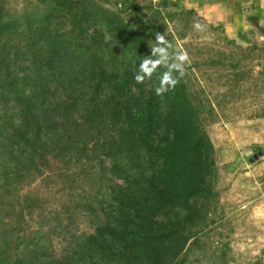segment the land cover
Wrapping results in <instances>:
<instances>
[{
	"label": "trees",
	"instance_id": "trees-1",
	"mask_svg": "<svg viewBox=\"0 0 264 264\" xmlns=\"http://www.w3.org/2000/svg\"><path fill=\"white\" fill-rule=\"evenodd\" d=\"M24 2L0 0V214L26 185L51 179L63 191L81 186L75 207L92 230L75 235V255L44 261L37 250L9 253L0 231V264H167L180 237L162 218L211 192L214 146L190 87L200 62L157 96L163 68L144 84L133 77L162 25L125 20L100 0ZM87 18L104 32L90 34ZM224 42L232 57L263 50ZM107 170L122 183L104 188Z\"/></svg>",
	"mask_w": 264,
	"mask_h": 264
},
{
	"label": "rangeland",
	"instance_id": "rangeland-1",
	"mask_svg": "<svg viewBox=\"0 0 264 264\" xmlns=\"http://www.w3.org/2000/svg\"><path fill=\"white\" fill-rule=\"evenodd\" d=\"M100 1L121 11L125 20L153 21L162 25L157 27L163 33L168 28L167 38L187 50L191 61L200 62L190 87L194 100L200 97L202 101L196 105L200 104L202 125L214 146L211 192L191 198L192 210L177 207L162 218L180 237L167 264H264V15L258 14L250 25L232 19L240 9L255 6L252 0ZM73 11L83 13L80 6ZM197 20L206 31L193 29ZM83 26L90 34L104 32L90 18ZM225 38L244 48L259 46L263 50H245L232 57ZM189 42L192 46L184 45ZM214 55L230 63L239 60L238 68L212 63ZM105 164L110 169V161ZM105 175L104 188L123 181L111 171ZM52 181L38 180L26 185L20 197L6 200L0 214L6 222H0V231L9 233V253H21L25 248V253L41 252L43 261L65 259L76 253L75 235L92 230L75 207L84 202L81 186L63 191L59 190L61 184L53 186ZM63 261L84 264L78 259Z\"/></svg>",
	"mask_w": 264,
	"mask_h": 264
},
{
	"label": "clouds",
	"instance_id": "clouds-1",
	"mask_svg": "<svg viewBox=\"0 0 264 264\" xmlns=\"http://www.w3.org/2000/svg\"><path fill=\"white\" fill-rule=\"evenodd\" d=\"M261 6L264 7V0H261ZM192 27L199 32L206 31V26L198 20L194 21ZM166 32L157 31L155 39L148 41L150 55H145L142 58L133 77L135 83L144 84L146 80H151L159 68H163L164 71L158 76V86L154 88L157 96L175 90L191 64L189 52L174 45L167 38Z\"/></svg>",
	"mask_w": 264,
	"mask_h": 264
},
{
	"label": "crops",
	"instance_id": "crops-1",
	"mask_svg": "<svg viewBox=\"0 0 264 264\" xmlns=\"http://www.w3.org/2000/svg\"><path fill=\"white\" fill-rule=\"evenodd\" d=\"M254 3H255V6H252L250 5V10H243L244 8H242L243 11H241V9L239 10V13L235 12L232 16L233 18L232 19H243L247 24H252V22L256 19L257 15L258 14H262L264 15V7L261 6V0H252ZM248 4L249 1H248ZM231 6V5H230ZM249 6V5H248ZM235 9H236V5H234ZM240 7V5H239ZM239 9V8H237ZM252 9V11H251ZM231 10V8H230ZM232 14V13H231Z\"/></svg>",
	"mask_w": 264,
	"mask_h": 264
}]
</instances>
